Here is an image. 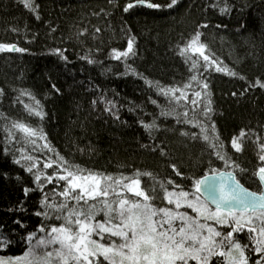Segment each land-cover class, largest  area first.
Listing matches in <instances>:
<instances>
[{"label":"trees","instance_id":"obj_1","mask_svg":"<svg viewBox=\"0 0 264 264\" xmlns=\"http://www.w3.org/2000/svg\"><path fill=\"white\" fill-rule=\"evenodd\" d=\"M133 1L113 0L110 4L108 0H34L37 19V12L26 8L23 0H0V43L26 50L0 53V89L4 93L0 96V114L9 121L41 126L55 151L83 169L116 177L151 172L152 177H140L142 187L171 179L191 190L192 180L207 171L209 161L221 171L233 170L225 169L208 142L190 138L193 132L199 134V128L177 123L174 116L161 115L162 109L174 105L158 93L157 83L165 88H183L192 75L198 74L190 71L192 61L186 62L180 49L199 31L201 42L213 58L237 73L231 76L214 68L207 72L199 68L204 73L201 79L208 83L213 108L205 123L209 127L215 123L224 150L244 169H236L237 178L250 190L259 191L254 173L264 166L259 160L264 154L259 148L264 143V88L250 85L257 79L264 82V0H179L171 9L167 7L171 0H150L161 8L137 5L125 13L123 8ZM226 5L229 10L221 12ZM205 24L208 27H201ZM84 29L85 35H79ZM130 37L135 38L134 54L114 59L113 50L125 51ZM58 48L66 60L55 53ZM192 59L203 64L196 55ZM20 90L41 101L46 113L43 121L28 116L24 105L17 102ZM194 90L202 91L192 82L187 90L189 100ZM20 99L32 103L27 95ZM109 101L114 106L106 111ZM185 107L191 117L195 106L189 103L177 110L182 113ZM202 108L203 103L197 110L198 117ZM153 120L158 129L150 135L143 125ZM241 130L246 135L243 151L237 153L231 140L239 137ZM14 152L13 145L6 141L4 121L0 120V231L10 234L13 241L0 252L3 256L21 255L26 250L21 238L32 232L37 237L44 235L38 231L42 223H61L35 215L42 211L43 193L34 183V176L14 163ZM31 154L40 159L41 170L46 157L52 156L47 152ZM172 164L182 175H176ZM53 170L44 171L51 174ZM63 184H45L44 192L51 199L54 190H62ZM25 187L30 189L27 196ZM156 187L162 194L158 183ZM17 220L23 228L15 223ZM97 220H103V215ZM239 239L247 243L244 234H239Z\"/></svg>","mask_w":264,"mask_h":264},{"label":"snow or ice","instance_id":"obj_2","mask_svg":"<svg viewBox=\"0 0 264 264\" xmlns=\"http://www.w3.org/2000/svg\"><path fill=\"white\" fill-rule=\"evenodd\" d=\"M108 2L111 4L113 0ZM23 3L26 8L37 12L38 5H35L34 0H23ZM178 3L179 0H171L167 7L171 9ZM137 5L149 9L161 8V5L150 0H135V3H128L123 11L127 13ZM228 10L227 5L221 8V12ZM101 13L107 15L104 9H101ZM201 27L206 28L208 25ZM95 31L98 33L100 29L96 28ZM86 32L87 29H84L79 35L83 36ZM200 38L201 33L198 31L180 49V55L185 56L186 62L192 61L190 71L196 70L198 74L192 75L183 88H165L157 83L158 93L174 105L162 109L161 115L174 116L177 123L199 128V134L193 132L190 138H202L208 142L215 157L224 162L225 169L233 170L221 171L209 161L207 171L192 180L191 190H185L171 179L154 182L152 186L144 188L140 177H152L151 172L137 171L133 176L121 174L116 177L83 169L55 151L41 126H33L22 120L9 121L0 114V120L4 121L6 141L15 149L14 163L22 165L25 171L34 176V183L43 193L40 201L42 211H37L35 215L43 216L47 221H61L59 225L42 223L38 231L44 235L37 237L32 232L22 237L26 250L18 256L0 255V264H264V166L254 173L258 177L260 190H249L237 178L236 169H244L231 160L224 150L215 123L211 127L205 123L210 120L213 108L208 98V83L201 79L204 73L199 72V68L203 67L204 72L214 68L216 72L231 76L237 73L221 66L222 62L213 58L214 54ZM134 39H128L125 51L114 49L113 58L126 59L134 54ZM24 51L13 44L0 43V53ZM55 53L67 59L61 49H56ZM193 55L202 58L203 64L193 60ZM88 62L94 63L91 59ZM192 82L198 84L202 91L194 90L189 100L187 90L192 88ZM255 86L264 88V82L257 79L250 85ZM3 95L0 89V96ZM24 95L32 103H24L20 99ZM17 102L24 105L28 116L43 121L46 113L41 101L30 92L20 90ZM189 103L195 106L191 117L186 107L182 113L177 110ZM201 103L203 108L198 117L197 110ZM108 104L110 106L106 111H111L114 105L111 101ZM116 118L119 119L118 116ZM143 126L150 135L158 129L155 120ZM181 135L188 136L189 133ZM245 135V131L241 130L239 137L232 138L231 147L235 152L243 151ZM259 139L257 136V141ZM259 148L264 153V143L259 144ZM152 150L155 151V148ZM7 151L9 149L6 147ZM34 152L52 153L43 161L44 170L54 169L51 174L41 170L40 159L31 154ZM15 153H19V156H15ZM161 154H165L163 149ZM259 160L264 161V154L259 156ZM171 167L177 176L182 175L175 164ZM54 181L57 185L60 181L64 184L62 190H54L50 199L48 193L44 192V185ZM157 183L162 196L157 193ZM169 186L172 190H169ZM29 191V188H24L25 196ZM57 196L62 199L57 200ZM158 200L166 204L160 206L156 203ZM181 209H190L194 215ZM101 214L103 220H97ZM15 223L24 227L20 220ZM239 234L247 237V243L241 242ZM12 242L10 234L0 231V252L5 251Z\"/></svg>","mask_w":264,"mask_h":264},{"label":"rangeland","instance_id":"obj_3","mask_svg":"<svg viewBox=\"0 0 264 264\" xmlns=\"http://www.w3.org/2000/svg\"><path fill=\"white\" fill-rule=\"evenodd\" d=\"M158 195L162 196V194H158ZM156 203L160 204V206H163L164 204H166V202H162L160 200H158ZM182 211H185V210H182ZM187 211L189 212L190 215H194V213H192L190 209H187ZM98 239H99V237H98Z\"/></svg>","mask_w":264,"mask_h":264},{"label":"water","instance_id":"obj_4","mask_svg":"<svg viewBox=\"0 0 264 264\" xmlns=\"http://www.w3.org/2000/svg\"><path fill=\"white\" fill-rule=\"evenodd\" d=\"M131 3H135V1H133V2H131ZM144 7H146V6H144ZM257 180H258V177H257ZM258 182H259V180H258Z\"/></svg>","mask_w":264,"mask_h":264}]
</instances>
